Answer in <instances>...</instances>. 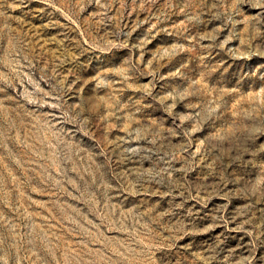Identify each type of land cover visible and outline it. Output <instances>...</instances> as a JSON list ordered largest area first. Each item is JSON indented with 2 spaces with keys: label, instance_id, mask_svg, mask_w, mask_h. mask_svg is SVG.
Instances as JSON below:
<instances>
[{
  "label": "rangeland",
  "instance_id": "374dc122",
  "mask_svg": "<svg viewBox=\"0 0 264 264\" xmlns=\"http://www.w3.org/2000/svg\"><path fill=\"white\" fill-rule=\"evenodd\" d=\"M0 264H264V0H0Z\"/></svg>",
  "mask_w": 264,
  "mask_h": 264
}]
</instances>
